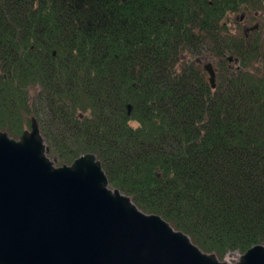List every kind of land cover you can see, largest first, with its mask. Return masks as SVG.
I'll use <instances>...</instances> for the list:
<instances>
[{"label":"trees","instance_id":"trees-1","mask_svg":"<svg viewBox=\"0 0 264 264\" xmlns=\"http://www.w3.org/2000/svg\"><path fill=\"white\" fill-rule=\"evenodd\" d=\"M263 7L0 0V131L36 120L55 166L93 153L139 209L219 260L243 254L264 244V36L228 17Z\"/></svg>","mask_w":264,"mask_h":264},{"label":"water","instance_id":"water-1","mask_svg":"<svg viewBox=\"0 0 264 264\" xmlns=\"http://www.w3.org/2000/svg\"><path fill=\"white\" fill-rule=\"evenodd\" d=\"M0 264H264V244L234 263L204 252L111 188L95 154L55 166L33 120L18 139L0 131Z\"/></svg>","mask_w":264,"mask_h":264},{"label":"rangeland","instance_id":"rangeland-1","mask_svg":"<svg viewBox=\"0 0 264 264\" xmlns=\"http://www.w3.org/2000/svg\"><path fill=\"white\" fill-rule=\"evenodd\" d=\"M258 11H259L258 18H253L251 21H249L247 19V20L242 21L241 23H236L235 21H238L237 19H238V17L240 15H242V12L239 11L238 13L230 14V16L228 17L229 18L228 19V27L231 30V32L240 31L241 28H244L245 26L247 27V26H249L251 24H255V23H258L259 26H260V29H262V26L264 25V14H261V12H264V9L263 8H259ZM254 12L252 11V13H250V14H253ZM250 16H252V15H250ZM213 60L216 63L215 59H212L210 61H213ZM207 61H208L207 59H203L202 63L204 64ZM234 65H237V64H234ZM217 80L218 79L216 77V81ZM241 255L242 254L239 251H237V250L228 252L226 254V256L224 257V261L229 262V263H234V262L238 261L241 258Z\"/></svg>","mask_w":264,"mask_h":264},{"label":"flooded vegetation","instance_id":"flooded-vegetation-1","mask_svg":"<svg viewBox=\"0 0 264 264\" xmlns=\"http://www.w3.org/2000/svg\"><path fill=\"white\" fill-rule=\"evenodd\" d=\"M263 9H264V7H263ZM261 14H264V12H261ZM250 15H252V16H250ZM258 15H259V11L258 10L255 11L253 14H250L248 12L247 13H242V15L238 17V19H237L238 21H235V22L236 23H241L242 21L247 20V19L249 21H251L253 18H258ZM241 29L245 32L246 35H249L250 33L254 32L255 30H259L260 26H259L258 23H255V24H251V25H249L247 27L245 26L244 28H241ZM260 32L264 36V25L262 26V29H260ZM231 60H229V61H231ZM207 62H212L213 67L215 69V74H216V77H217V70H218L217 63H215L214 60L213 61H207ZM207 62H205V63H207Z\"/></svg>","mask_w":264,"mask_h":264}]
</instances>
